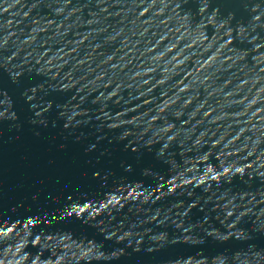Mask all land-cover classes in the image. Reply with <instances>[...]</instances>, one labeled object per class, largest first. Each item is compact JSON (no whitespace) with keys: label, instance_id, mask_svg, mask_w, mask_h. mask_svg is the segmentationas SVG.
<instances>
[{"label":"water","instance_id":"water-1","mask_svg":"<svg viewBox=\"0 0 264 264\" xmlns=\"http://www.w3.org/2000/svg\"><path fill=\"white\" fill-rule=\"evenodd\" d=\"M0 264H264V0H0Z\"/></svg>","mask_w":264,"mask_h":264}]
</instances>
